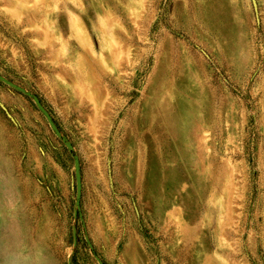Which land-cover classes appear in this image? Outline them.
<instances>
[{"label": "rangeland", "instance_id": "rangeland-1", "mask_svg": "<svg viewBox=\"0 0 264 264\" xmlns=\"http://www.w3.org/2000/svg\"><path fill=\"white\" fill-rule=\"evenodd\" d=\"M0 264H264V0H0Z\"/></svg>", "mask_w": 264, "mask_h": 264}]
</instances>
